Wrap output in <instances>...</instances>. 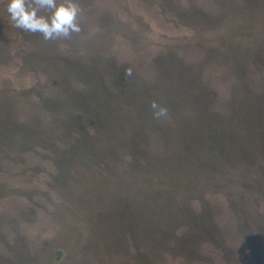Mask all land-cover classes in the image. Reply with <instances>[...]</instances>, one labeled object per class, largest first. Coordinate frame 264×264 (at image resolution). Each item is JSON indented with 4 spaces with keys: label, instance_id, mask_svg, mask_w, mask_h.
<instances>
[{
    "label": "rangeland",
    "instance_id": "obj_1",
    "mask_svg": "<svg viewBox=\"0 0 264 264\" xmlns=\"http://www.w3.org/2000/svg\"><path fill=\"white\" fill-rule=\"evenodd\" d=\"M77 3L45 41L0 0V264H264V115L187 194V85L264 105V0Z\"/></svg>",
    "mask_w": 264,
    "mask_h": 264
},
{
    "label": "trees",
    "instance_id": "obj_2",
    "mask_svg": "<svg viewBox=\"0 0 264 264\" xmlns=\"http://www.w3.org/2000/svg\"><path fill=\"white\" fill-rule=\"evenodd\" d=\"M203 73L208 78L209 72L206 69L203 70ZM116 79L119 84L126 79L124 71L117 73ZM194 81L193 78H190V83L187 85V109L192 111L190 114L187 113V194L203 188L204 183L211 178L220 177L219 170L224 162V157L220 154L223 150L221 144L222 128L228 126V132L234 133L237 139L241 138L239 134L245 139H249V135L246 133L249 124L256 118V125H258L260 116L264 115V109L260 108H264L262 102L255 105L253 103L255 100L252 98H246L244 101L240 99L230 100V111L221 114L219 111L210 108L219 105L220 100L217 92L214 91L216 95L209 93L210 88L208 90L202 88L200 83H194ZM256 107H259L260 115L255 110ZM223 133H226L224 129ZM238 145L237 148L243 149L245 147L244 143ZM224 156L227 160L232 159L226 154ZM142 185L151 187V183ZM168 190L169 188H163V190L146 195L154 196L155 193H158L161 197L164 196L166 200V197L170 195ZM187 214L190 225H193L197 230L204 227L203 220L194 217L188 209ZM208 224L210 225V221Z\"/></svg>",
    "mask_w": 264,
    "mask_h": 264
},
{
    "label": "clouds",
    "instance_id": "obj_3",
    "mask_svg": "<svg viewBox=\"0 0 264 264\" xmlns=\"http://www.w3.org/2000/svg\"><path fill=\"white\" fill-rule=\"evenodd\" d=\"M7 11L15 27L41 33L45 41L70 39L73 33L81 31L77 22V0H8ZM127 73L131 75V69ZM150 107L154 119L168 116L165 105L153 100Z\"/></svg>",
    "mask_w": 264,
    "mask_h": 264
}]
</instances>
